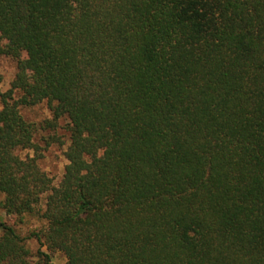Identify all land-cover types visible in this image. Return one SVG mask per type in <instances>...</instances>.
I'll list each match as a JSON object with an SVG mask.
<instances>
[{
	"label": "trees",
	"instance_id": "obj_1",
	"mask_svg": "<svg viewBox=\"0 0 264 264\" xmlns=\"http://www.w3.org/2000/svg\"><path fill=\"white\" fill-rule=\"evenodd\" d=\"M0 54V208L44 222L0 219V264H264V0H0Z\"/></svg>",
	"mask_w": 264,
	"mask_h": 264
},
{
	"label": "rangeland",
	"instance_id": "obj_2",
	"mask_svg": "<svg viewBox=\"0 0 264 264\" xmlns=\"http://www.w3.org/2000/svg\"><path fill=\"white\" fill-rule=\"evenodd\" d=\"M17 62L12 57L0 54V74L2 82L0 90L7 91L11 80L16 73ZM20 113L23 118L37 125V131L34 135V141L41 147L42 156L38 162L40 167L53 179L56 184L60 179L66 160L63 152L68 142L66 141V120L60 119L53 123L52 114L46 101H42L33 106L20 107ZM17 153L21 156L26 154L34 155L33 150L19 149ZM1 198V197H0ZM0 219L13 224L22 234L28 235L31 230L38 229L44 225V222L37 216H26L22 222L18 221L13 215H7L0 208ZM29 247L34 250L37 247L35 240L28 241ZM46 251V248L43 247ZM53 264H64L65 258L58 251H49Z\"/></svg>",
	"mask_w": 264,
	"mask_h": 264
}]
</instances>
